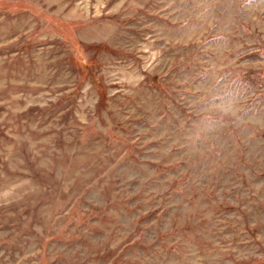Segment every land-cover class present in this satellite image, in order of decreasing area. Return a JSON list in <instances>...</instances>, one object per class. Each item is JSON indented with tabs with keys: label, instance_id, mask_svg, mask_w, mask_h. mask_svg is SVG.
I'll return each instance as SVG.
<instances>
[{
	"label": "rangeland",
	"instance_id": "rangeland-1",
	"mask_svg": "<svg viewBox=\"0 0 264 264\" xmlns=\"http://www.w3.org/2000/svg\"><path fill=\"white\" fill-rule=\"evenodd\" d=\"M0 264H264V0H0Z\"/></svg>",
	"mask_w": 264,
	"mask_h": 264
}]
</instances>
